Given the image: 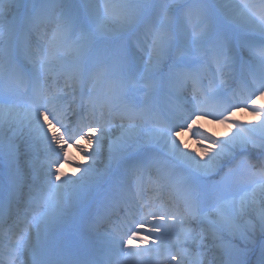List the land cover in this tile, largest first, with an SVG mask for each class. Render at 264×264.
<instances>
[{"label": "bare ground", "instance_id": "6f19581e", "mask_svg": "<svg viewBox=\"0 0 264 264\" xmlns=\"http://www.w3.org/2000/svg\"><path fill=\"white\" fill-rule=\"evenodd\" d=\"M29 1L40 4L39 8L36 9L42 12L43 9L41 8L43 6L46 7L49 12H53L64 6L70 15L74 12L75 15L80 16H85L80 6H86L89 14L87 18L92 27V33L82 40L70 38L68 40H63L58 46L57 44H51L50 49L59 50L62 48L63 60L67 63V66L75 64L76 61H81L76 68L81 66L84 67L82 78H85L89 72L93 71L88 82L89 80H93L94 74H98L99 77L95 79L96 85L94 91L97 92L98 89H101L100 91H102V94L113 93L117 85V76L115 78H111L112 76L108 77L109 71L107 70L110 67V64L108 63L109 59L106 60L105 56L102 55L103 52L100 51L97 41L99 39L116 41L120 36L131 37V34H128V31L126 30L125 22L119 20L111 13L102 12L103 1H108L111 4H119L121 1L14 0L12 5L17 6V4L21 3V10L26 4H23V2ZM212 1L219 12L221 22L231 23L236 26L238 35L241 36L240 43L243 46H246L249 50L256 49L259 52L264 50V5L261 1ZM3 2L4 0H0V5ZM66 17H68V15H66L65 18ZM40 18L41 17L32 22L26 20L28 28L37 32L41 28V23H43L44 20ZM18 26L19 25L17 24L16 29ZM5 30L8 31L5 35L10 33L9 31L11 30V33L14 32L13 38L15 37V31H12V28L6 27L2 24L0 26V39ZM184 33H187L189 36V26H186ZM129 40L131 41V38ZM184 44L188 49L191 48L190 43ZM2 45L3 44L0 40V68L6 69L3 71V83L5 85L7 83L11 84L12 82L17 83L15 78L19 77L24 84L26 82V74L19 72L16 65L12 64L11 56L6 57L7 51L8 53L10 51L11 54L13 44L11 42L7 43L5 49L2 48ZM133 47L135 51L134 43ZM136 53H134V55ZM24 55L26 59L30 61L34 58L32 56H26V54ZM238 59L242 63L244 61L243 55ZM223 69L228 73V69L225 65L223 66ZM198 72L200 73V71ZM247 72L249 73L246 78L249 80L250 86H248L249 90L246 89V96H252L257 91H260L264 97V64L259 61L251 63L247 68ZM132 73L134 74V79L135 74L139 79H146L147 75L151 73V65L148 61L140 63L139 67L136 69L134 65ZM129 77H131V75H127V78L125 77L124 80H122V86L131 81V78ZM236 77L237 76L234 75H228L226 78L231 80L233 84H236ZM110 78L115 79V82L111 81ZM62 80L63 79L59 76H55L51 81H56L55 83L59 84ZM198 81L201 83L207 94L208 80L201 76ZM122 88L123 87H121V89ZM160 89L162 90L163 88L161 87ZM64 97L68 96L65 95ZM170 99L172 105H182V108H185L186 110V115L179 117L178 119L175 112L180 109L175 110V107L174 109L172 107L166 109L157 97L152 96L150 98L151 108L148 109L149 111L145 116L146 122L151 123L152 120H154L158 124L162 123L164 127L161 129L154 128L150 130V138H147L145 131L141 129L142 127H136L133 130L121 129L122 131L120 135H117L113 139H98L97 141H94L93 139L81 140L77 150V152L81 150L82 156L79 164L84 166L86 164H91L93 166L94 160L95 164L101 161L102 165L95 168L96 170H100V175L95 177L93 173L86 171L85 175H77L78 178H76L75 174L78 172L73 168H69L66 173L70 178V186L66 187L65 185L64 197H67V195L71 196V201H75L73 205H76L82 198L89 200L90 197H87V194L90 192V189H94L95 185L100 182V180L107 179L118 162H125L138 155H150L151 157H154L155 155H163L164 167L160 169L159 173H162L165 168L170 165V161H185L191 167V170H188L189 172L191 171L190 173L203 177L204 179L208 177L211 178L221 173L222 170L228 168L229 165L235 164V168L228 172L225 180L219 183L213 179L206 181L203 186V195L199 196L198 199L191 198L189 200L191 203H188L190 204V207L188 208V211H186V214L192 217L194 215L196 216L197 213H200L202 217L207 220V227L209 229L211 228V234L217 239V251H211L208 256L212 257V259L220 258L225 261L229 258V255H232L236 258L237 263L241 258L239 256L236 257L234 253L243 251L245 247L254 246L259 240L260 234L264 233V181H262V170L258 169L254 178L251 177L253 174L250 176L245 172L247 162L250 160L251 155H259L256 149L250 148L249 140L246 137L253 134H260L254 114H256V116L261 115L260 110L264 108V98L261 100L260 104L251 107V110L254 113H252V111H246L245 109L241 110V108L237 107L230 111H225L224 109L219 111L218 108L212 110L208 113L209 115H207V119L203 121L204 125L200 123L201 121L197 119L193 112L191 113L189 111V107L185 106L187 101L182 92H179V90L170 92ZM207 99L204 100L208 101L207 105H217L218 98L215 94L208 95ZM20 101L22 100L11 95V91L8 90V87L0 90V103L4 102L2 103L3 105L0 104V157L8 158L10 151L17 150V148L22 146V152H19L20 150L17 151L19 154L24 155V157L33 155L35 159H41V161L46 158L49 160L50 165L59 158L58 153H61V156L63 155L65 158L66 154L62 153L63 146H65V140L63 144L60 142L58 143V150H56L54 154L47 152L46 150H31L32 141L29 137L32 133V130H30L31 124L28 120H25L26 118H22L24 117L22 114L23 111H27V109H22L17 106ZM52 107L53 105H48V109H51ZM51 110L58 114L62 111H68L69 106L66 103L64 104V102H60ZM164 110H166V113L164 114L166 117L165 119H162L160 118V113H163ZM188 112L190 113L187 114ZM49 131V136L54 134L51 128H49ZM31 137L38 139L40 136L36 134ZM40 138L42 139V137ZM142 145L147 146L141 151H138L137 147ZM13 147H15V149H13ZM116 148H119V151L116 153L112 152ZM244 150L246 152L248 151V153H243ZM109 156H111L110 162L108 161ZM10 160L11 158L9 157L6 162H9ZM22 161L24 164L21 166H24V168H27L28 163H32L31 159L28 160L27 158ZM5 163L1 161L0 165L3 167ZM111 163L112 165H110ZM137 167L138 165H135L134 169ZM13 168L14 166H11V168L8 166L7 169L9 172L0 174V218H3L2 215L5 213V207L2 206V203L7 197H10L6 191L11 190L15 196V200L19 196V191L11 188L12 182H18L16 171L19 169ZM13 170H15V173L12 172ZM172 170L171 174L175 175V167H173ZM254 181H256L258 185L253 184ZM180 182L193 186L192 181L187 177H184ZM87 185H89V187L92 186V188H86ZM22 187L23 186L21 185L20 188ZM76 193L79 194L76 195ZM165 200L167 199H164V201ZM232 201H235V205L237 204L235 210H231L233 204ZM168 203L169 211L173 212L176 209V214H178V212H185L187 200L184 201V204L180 205H171L170 202H167L165 206H167ZM64 205L68 206L67 204ZM132 216L138 224H141V227L138 230L145 232L150 231L146 227L148 222L145 218L137 214H133ZM45 220L46 219H44V221ZM44 221L40 227L29 234L27 239L23 242L24 244L30 245L31 243H40V240L48 237V234L51 232L52 236L55 234L57 231L56 225H46L44 224ZM47 221L49 222L51 220ZM135 221L132 223L131 221H128V223L135 227ZM193 221L194 227H199V225L202 227L203 221L200 218L195 217V220L193 219ZM16 237L17 236L14 238ZM169 242H172L170 247L175 245L173 241ZM43 245H47V243ZM136 248L137 249L134 251L135 260L131 261L130 264H153V260L158 257L157 254L153 255L151 251L145 253L146 248H142L140 245ZM162 252L163 251H161V253ZM180 252V249L174 248L169 254L158 258V261L161 259L170 260L173 255H182ZM183 256L184 255H182V257Z\"/></svg>", "mask_w": 264, "mask_h": 264}, {"label": "rangeland", "instance_id": "374dc122", "mask_svg": "<svg viewBox=\"0 0 264 264\" xmlns=\"http://www.w3.org/2000/svg\"><path fill=\"white\" fill-rule=\"evenodd\" d=\"M7 1V2H6ZM14 0H4V2L0 5V23L1 21H11L14 18L13 15H16L19 12V6L12 5ZM120 4H110L106 1L102 2V12L103 13H111L119 20L125 22L126 29L129 31H134L135 33V41H137V49L136 52L138 55H133L135 58V64L138 63L139 60L141 61H148L151 65V71L155 72V75L151 74L150 82L156 84L160 81H163L169 84L172 81V77L170 75V70L177 71L178 69H188L189 71H194L196 66L194 63L198 62V58L194 55L196 52H200L203 48L200 45V42H206L205 47H212V44H218L219 41L223 40L225 43L228 40H233L232 36L236 33V26L234 24H220L217 29H214L216 26L215 18V10L212 8V3L209 2L210 0H120ZM150 3V8L147 9V6L144 4ZM214 3V2H213ZM19 5V4H18ZM32 5V4H30ZM214 5V4H213ZM32 10V9H30ZM35 15V14H34ZM37 14L35 15V19ZM54 19L53 28L50 29V35L44 40L41 39L39 35H32L29 38H32L40 47V45H46L49 42H53L56 36L60 35L56 33L54 28H59L64 25H60V21L57 22L58 19ZM62 21V20H61ZM183 21V23H182ZM9 23V22H8ZM186 25L189 26L190 33L189 36L187 33H184ZM225 26V27H224ZM225 28V29H224ZM87 25H82L77 30V33H86L88 31ZM220 31V32H219ZM64 32V30H63ZM223 35V38L220 39L219 34ZM132 33V32H131ZM218 33V34H217ZM48 35V34H47ZM46 35V36H47ZM216 35H218V39H216ZM231 38V39H230ZM40 42H39V41ZM41 43V44H40ZM184 43H190L191 48L187 49L184 47ZM200 43V44H199ZM120 45H122L121 48ZM183 46V47H182ZM227 48L228 45H225ZM114 50H117L118 58L121 57L122 59H126L129 55L127 45L126 44H115ZM45 53V52H43ZM49 53V52H48ZM44 55V54H43ZM52 58L48 64H52V62H56L59 60V56L51 55ZM117 58V60H118ZM44 59V60H42ZM42 61L45 62L46 56L42 57ZM47 63V62H45ZM45 63L42 62L37 64L35 63L33 67H36L39 64V70H43L45 67ZM161 70V71H160ZM45 70L41 73L43 74ZM169 71V72H168ZM50 74V72H49ZM1 77V71H0ZM172 77V78H171ZM230 86H227L224 83V86L228 87V90H231V84L227 82ZM135 87H138V85ZM144 91V95H150L153 91H149V87L142 86ZM194 92V91H192ZM238 91L232 92L231 95H226L229 97L230 100V109L241 108V110L252 111L251 107L256 106V104H260L261 100L264 98L262 93L257 91L252 96L250 95H242V93H237ZM142 96V97H143ZM145 98L141 99V103L145 104ZM3 105L2 103H0ZM142 105V106H143ZM145 106V105H144ZM23 108V104L20 105ZM261 115L254 114L257 128L259 131V135H252L247 136L246 138L250 141L251 148L256 149L260 154L259 156L264 155V108H262ZM252 113H254L252 111ZM25 117L30 118V121L33 122L35 119V115L31 112L27 111L24 114ZM142 118L138 117L137 121H141ZM203 120H201L202 122ZM34 127L39 128L41 131L45 132L43 126H41L39 120L32 123ZM137 125V124H135ZM148 133V132H147ZM149 137L150 135L147 134ZM225 170L218 178H224L226 175ZM262 181H264V174L262 176ZM255 185H258L256 182ZM53 193L47 195L45 203L46 208L48 207L49 201ZM40 205H38L39 207ZM232 210H235V203L232 205ZM46 208L42 210V214L46 211ZM198 217L203 220L202 215L197 214ZM38 219V217H37ZM178 222H181L183 227H186L185 223H190L191 226V217L186 218H176ZM37 220H35L36 222ZM205 224L198 229L195 230V233L190 234L189 237L197 238V240L189 241L188 243L191 246L187 247L189 250L185 252L186 254L183 257V260L187 259L190 260L189 264H234L232 258L230 260L222 262L221 260H213L212 257L208 256L209 253L217 251V240L211 234V228L207 227V220L204 218L203 220ZM34 222V220H33ZM185 224V225H184ZM187 226V227H189ZM191 228V227H190ZM183 230V229H182ZM187 231V230H186ZM262 234V233H261ZM194 241V242H193ZM201 244H200V243ZM259 244H262L260 247L259 254H262L264 250V233L261 235V239L259 240ZM200 247L199 249H196ZM253 246L247 247L243 253V259H247L248 256L251 254ZM191 249L194 252L190 251ZM259 250V248H258ZM242 256V255H241ZM192 261V262H191ZM251 261V260H250ZM249 261V262H250ZM182 262V261H181ZM179 262L177 264H184ZM242 263L239 261L240 264ZM251 263L253 264H262L261 260L256 259L253 260ZM172 264V263H166Z\"/></svg>", "mask_w": 264, "mask_h": 264}]
</instances>
